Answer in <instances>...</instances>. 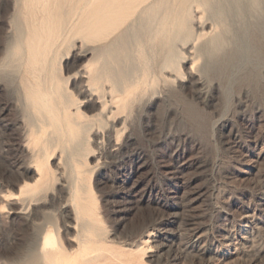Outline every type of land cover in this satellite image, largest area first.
Wrapping results in <instances>:
<instances>
[{
  "label": "rangeland",
  "instance_id": "374dc122",
  "mask_svg": "<svg viewBox=\"0 0 264 264\" xmlns=\"http://www.w3.org/2000/svg\"><path fill=\"white\" fill-rule=\"evenodd\" d=\"M147 1L121 28L138 29L131 73L113 77L119 64L104 50L119 31L98 41L65 31L37 62L27 46L24 0H0V264H47L34 248L36 233L50 225L62 246L75 248L74 231L64 229V179L81 192L83 234L103 250L89 264H264V68L252 89L236 85L226 101L221 80L200 73V48L219 29L205 0ZM85 50L90 55L82 60ZM187 67L200 74L205 97L186 82ZM115 79L136 85L119 106L91 111L93 98L114 92ZM34 91H47L83 127L74 143L44 158L41 176L30 167L43 154L31 138L51 129ZM187 101L201 112L195 121ZM117 122L112 147L104 136ZM184 160L192 164L171 178L168 170ZM200 187L206 192L193 203L189 191ZM174 190L176 208L169 206Z\"/></svg>",
  "mask_w": 264,
  "mask_h": 264
},
{
  "label": "bare ground",
  "instance_id": "6f19581e",
  "mask_svg": "<svg viewBox=\"0 0 264 264\" xmlns=\"http://www.w3.org/2000/svg\"><path fill=\"white\" fill-rule=\"evenodd\" d=\"M146 1L147 0H90L86 5L82 6L84 2L82 4L79 2L80 4L78 3V5H76V3L74 5V0H24L25 9L29 15V31L27 35L29 55H31L34 61L41 62L45 59L46 55H48V52L56 45L64 32H74V28L96 39L109 37L119 31L116 35L115 43L105 48L104 53L109 56L110 61H115L119 64V68L110 69L113 77H117V75H122L123 77L128 76L132 70V64L128 61L129 55H131L130 51L132 45L136 41L138 29L135 26V28L128 30L121 28L127 25L126 22ZM204 4L207 7L209 18L219 23V29L215 31L200 48L204 55L200 73L207 75V77L214 76L221 80L222 96L227 101L236 85L240 86L244 84L252 89V80L259 75H263L264 0H205ZM143 6H145V4ZM175 17L177 19L175 25L178 27H176L175 32L178 33L179 26H181L179 22V20H181L180 13L177 12ZM139 25L140 23H138V26ZM204 29H206V27H204ZM79 55L82 60H87L90 53L88 50H85ZM187 73L188 78L186 82L192 85L199 97H205L207 92H205L204 84L201 80V76H199L200 74H197V76L189 67H187ZM113 83L115 85L114 92H109L102 99L98 97H96V99L93 98L91 93L85 96V98H93L95 102V106L91 108V111H97L106 103H113L119 106L124 102L125 98H127L131 92V89L136 85L133 82L122 81L120 79H115ZM49 91V93L52 92L51 89ZM33 96L37 98L40 108H42L47 115L46 125L51 129V133L45 131L43 134V131H37L31 138L32 144L40 147L43 154L34 160L36 167H30L35 170V174L41 176L40 172H42L44 167H47L45 163L46 159L44 158L48 154L54 153L61 143H74V141L78 139L79 134L83 131V127L76 120L74 116L75 112H65L59 109L57 107L56 98L53 96L49 97L47 91L43 93H36L34 91ZM184 106L186 114L192 120L195 121L198 117H201V112L191 102H184ZM110 112H112L111 109ZM118 124L117 122L111 125L104 136L112 147L118 146L116 141L114 143V136L118 132ZM93 136L98 138V133ZM46 142H49V144L46 145ZM191 164L192 162L184 160L180 165L169 169L168 171L171 178L178 179L177 176L180 173V169L186 168ZM59 185L62 190L61 208L67 217L64 229L66 231H74L73 238L69 240L74 243L75 248H73V250H68V248L62 246V240L55 237L57 236L54 234L56 232L53 231V233L52 230H49L50 228L48 229V227L51 226L49 224L50 226L41 228L39 232L36 231L38 233H36L37 240L34 251L40 254L43 258L42 260H45L47 264H89L98 259V257L103 254V250H99L96 246V244H98L97 240L90 239L85 233L83 234V232L88 230L85 227L86 225L80 223L79 214L76 209L78 204L83 203L80 200L82 199L81 192L74 191L65 179L62 180ZM189 192L191 194V201L196 203L203 198L206 190L200 187L192 189ZM177 193L178 192L174 190L171 196H169L170 207L176 208L179 206ZM17 213L22 212L17 211ZM28 217L29 216L26 218ZM48 223L49 222H47V224ZM194 234L196 238L201 237V229H195ZM116 256L117 255L112 254L113 258H117Z\"/></svg>",
  "mask_w": 264,
  "mask_h": 264
}]
</instances>
